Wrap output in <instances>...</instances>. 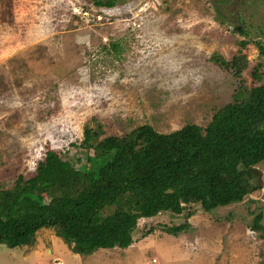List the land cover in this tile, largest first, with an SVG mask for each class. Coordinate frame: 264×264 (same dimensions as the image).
Listing matches in <instances>:
<instances>
[{"label": "rangeland", "instance_id": "374dc122", "mask_svg": "<svg viewBox=\"0 0 264 264\" xmlns=\"http://www.w3.org/2000/svg\"><path fill=\"white\" fill-rule=\"evenodd\" d=\"M91 2L0 0V188L32 172L47 149L83 158L86 127L123 135L145 123L162 133L205 126L240 84L264 82V0ZM240 52L248 67L239 76L211 60ZM254 169L259 187L243 201L141 218L125 248L83 258L41 228L31 245L0 244V264H264L261 231L250 227L264 209V164ZM184 222L186 230L166 232Z\"/></svg>", "mask_w": 264, "mask_h": 264}, {"label": "trees", "instance_id": "16d2710c", "mask_svg": "<svg viewBox=\"0 0 264 264\" xmlns=\"http://www.w3.org/2000/svg\"><path fill=\"white\" fill-rule=\"evenodd\" d=\"M116 1L91 3L111 7ZM109 47L119 53L117 42ZM211 60L236 76L248 67L241 52L231 60L213 53ZM261 69L262 63L252 67L253 81L261 80ZM78 147L86 151L83 158L47 149L32 172L0 188V244L31 245L39 229L52 228L72 252L87 256L129 246L141 218L165 211L188 218L198 209L211 212L243 201L259 187L254 168L264 164V82L240 84L205 126L186 123L162 133L145 123L123 135H106L97 124L86 127ZM263 217L264 209L250 227L264 239ZM188 227L184 222L166 232Z\"/></svg>", "mask_w": 264, "mask_h": 264}, {"label": "crops", "instance_id": "0c3cea01", "mask_svg": "<svg viewBox=\"0 0 264 264\" xmlns=\"http://www.w3.org/2000/svg\"><path fill=\"white\" fill-rule=\"evenodd\" d=\"M40 230H41V229H40ZM40 230H38V231H40ZM36 233H37V232H36ZM35 239H37V235H35ZM35 241H36V240H35ZM35 241H34V242H35ZM24 246H28V245H24ZM24 246H23V247H24ZM91 256H92V255H87V257H91ZM82 257H83V256H82ZM83 258H85V256H84ZM82 261H83V260H82Z\"/></svg>", "mask_w": 264, "mask_h": 264}, {"label": "built area", "instance_id": "2783aa9c", "mask_svg": "<svg viewBox=\"0 0 264 264\" xmlns=\"http://www.w3.org/2000/svg\"><path fill=\"white\" fill-rule=\"evenodd\" d=\"M53 263L54 264H61V262L59 260H57V259H55Z\"/></svg>", "mask_w": 264, "mask_h": 264}]
</instances>
